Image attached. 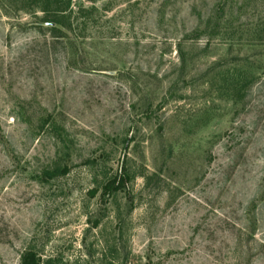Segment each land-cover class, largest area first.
<instances>
[{"label": "rangeland", "instance_id": "obj_1", "mask_svg": "<svg viewBox=\"0 0 264 264\" xmlns=\"http://www.w3.org/2000/svg\"><path fill=\"white\" fill-rule=\"evenodd\" d=\"M73 4L0 0V264H264V0Z\"/></svg>", "mask_w": 264, "mask_h": 264}, {"label": "trees", "instance_id": "obj_2", "mask_svg": "<svg viewBox=\"0 0 264 264\" xmlns=\"http://www.w3.org/2000/svg\"><path fill=\"white\" fill-rule=\"evenodd\" d=\"M27 4H33L39 12L43 13L42 19L38 22L37 27L41 30L49 31L51 37L56 40H61L66 37L67 31L72 30L74 23H78L83 16L96 11V7H86L81 4L76 11L74 9L73 0H24ZM87 19L82 23L86 24ZM77 25V24H76ZM152 107H148L149 113H146L148 118H152ZM71 171V167L64 166L60 172H55L60 175H67ZM53 174V175H54ZM51 175V176H53ZM130 182V174L125 167H122L121 172L108 180L100 195L101 200L107 203L108 200L116 193L125 191ZM95 191L93 192V194ZM20 264H53L49 261H44L42 257L34 250L25 251L20 260Z\"/></svg>", "mask_w": 264, "mask_h": 264}]
</instances>
